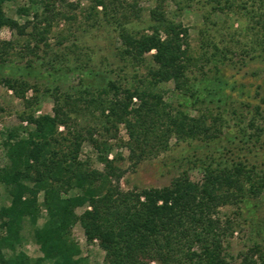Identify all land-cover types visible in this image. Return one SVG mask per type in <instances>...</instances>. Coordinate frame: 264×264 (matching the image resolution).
<instances>
[{"label": "trees", "instance_id": "obj_1", "mask_svg": "<svg viewBox=\"0 0 264 264\" xmlns=\"http://www.w3.org/2000/svg\"><path fill=\"white\" fill-rule=\"evenodd\" d=\"M8 1L0 0V31L8 28L25 36L31 27V37L37 44L45 43L51 27L48 18H42L37 10L23 8L19 12L32 15L34 21L21 25L7 16L4 6ZM94 1V9L109 7L106 0ZM42 2L44 11L51 12L56 0ZM37 4L33 1V6ZM152 18L155 23L151 33H134L119 24L122 59L140 65L155 51L151 55L155 67L149 73L148 85L127 88L110 82L104 95L85 99L88 105L101 108L103 114L108 112L112 126L125 125L128 148L136 162L153 151H167L172 139L216 142L223 134L219 118L210 125L205 114L193 116L189 110L203 94L189 78L193 67L189 29L164 13L152 14ZM261 24L264 29V21ZM13 49L11 41L0 43L1 60L5 62ZM170 82L174 83L173 91L185 98V110L173 108L165 93L158 92L159 85ZM11 88L27 107L38 106L36 98L26 97V83L14 80ZM54 100L53 115L37 117L33 111L21 116L33 126L27 137L10 131L4 142L8 164L0 169V184L8 187L10 204L0 209V264H87L72 239L77 223L89 242L99 241L106 254L105 264H231L223 249L225 228L218 210L242 202L248 195L263 194L264 172L258 173L255 167L242 163L231 167L219 164L215 168L207 166L199 183L183 172L163 188L123 191L122 175L108 160L106 145L98 143L90 131L84 136L75 128L72 115L82 111L81 105L71 97L68 102L57 96ZM61 127L66 129L65 135ZM87 141L99 150L100 145L104 147L102 153L106 155L100 159L105 172L81 160ZM84 206L90 210L78 216L76 210ZM42 207L46 216L39 226ZM27 222L41 254L35 261L20 250ZM252 252L243 256L242 264H264L260 248Z\"/></svg>", "mask_w": 264, "mask_h": 264}, {"label": "rangeland", "instance_id": "obj_2", "mask_svg": "<svg viewBox=\"0 0 264 264\" xmlns=\"http://www.w3.org/2000/svg\"><path fill=\"white\" fill-rule=\"evenodd\" d=\"M33 1L10 0L4 6L7 16L21 25L34 21L32 15L19 12L30 8L48 18L51 27L45 43L40 44L31 37V27L25 36L8 28L0 31V43L11 41L14 45L5 62L0 58V169L8 164L4 148L8 133L17 131L27 137L33 129L21 119L24 112L36 111L37 117L53 115L57 96L67 102L71 97L81 105L82 111L72 115L75 128L84 136L90 131L98 143L106 145L108 160L122 175L123 191L163 188L183 172L199 183L207 166L215 168L219 164L231 167L242 163L264 172V0H106L107 10L94 9V0H56L51 12L44 11L47 1L36 0L35 6ZM157 13L189 29L193 58L189 78L203 93L200 102L193 105L195 109L189 110L193 116L205 114L210 125L219 118L223 134L216 142L172 139L167 151H153L136 162L128 148L125 125L112 126L110 114H103L101 108L88 105L85 99L104 95L110 82L127 88L148 85L155 51L140 65L122 59L119 24L134 33H151L155 23L152 14ZM14 80L29 86L26 97L36 98L38 106L29 108L16 96L11 88ZM173 89L170 82L159 85L158 92L165 93L173 108L185 110V98ZM87 92L90 96L85 95ZM133 103L138 105L137 100ZM60 132L67 133L63 127ZM99 148L87 141L80 158L92 169L105 172L100 158L106 154L102 145ZM0 191L1 209L10 204V196L7 186L0 184ZM85 210L90 207L78 208L76 214L80 216ZM41 215L39 226L46 216L43 207ZM217 216L225 228L223 249L228 262L242 264L243 256L251 255L257 247L264 253V193L223 206ZM22 237L20 250L35 261L41 254L28 222ZM72 239L87 264H105L106 254L99 241L89 242L80 223L73 227Z\"/></svg>", "mask_w": 264, "mask_h": 264}]
</instances>
